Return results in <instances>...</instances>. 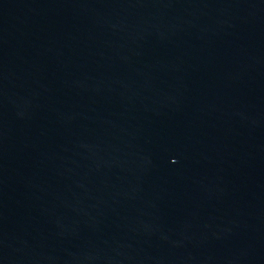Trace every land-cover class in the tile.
<instances>
[{"label": "water", "instance_id": "water-1", "mask_svg": "<svg viewBox=\"0 0 264 264\" xmlns=\"http://www.w3.org/2000/svg\"><path fill=\"white\" fill-rule=\"evenodd\" d=\"M0 264H264V0H163L38 168Z\"/></svg>", "mask_w": 264, "mask_h": 264}]
</instances>
